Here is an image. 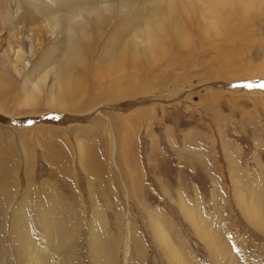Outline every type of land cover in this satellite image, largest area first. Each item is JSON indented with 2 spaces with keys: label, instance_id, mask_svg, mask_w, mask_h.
Segmentation results:
<instances>
[{
  "label": "rangeland",
  "instance_id": "rangeland-1",
  "mask_svg": "<svg viewBox=\"0 0 264 264\" xmlns=\"http://www.w3.org/2000/svg\"><path fill=\"white\" fill-rule=\"evenodd\" d=\"M2 2L17 15L18 0ZM165 2L170 9L143 5L142 25L163 21L156 42H148L153 55L135 31L113 49L124 13L107 12L99 29L86 28L91 39L73 47L80 63L66 57L68 42L57 45L42 32L36 54L32 32L43 24H29L24 11L0 24V44L12 42L13 58L26 56L12 81H0L3 264L22 257L11 236L15 218L27 213L23 227L33 234L41 224L36 204L46 200L63 216L52 235L56 262L173 264L161 239L167 233L190 264H228L227 249L236 264H264V226L251 221L252 210L255 220L261 215L249 202L264 205V0ZM56 47L69 88L56 81L50 93L49 82L36 86V70L54 71L46 60ZM1 67L0 59V74ZM208 230L218 242L209 243ZM96 237L109 247L91 248ZM104 249L107 259L99 258Z\"/></svg>",
  "mask_w": 264,
  "mask_h": 264
},
{
  "label": "bare ground",
  "instance_id": "bare-ground-1",
  "mask_svg": "<svg viewBox=\"0 0 264 264\" xmlns=\"http://www.w3.org/2000/svg\"><path fill=\"white\" fill-rule=\"evenodd\" d=\"M144 2L145 3L151 2L152 8L157 11L162 9V6L164 5L163 3L167 5L168 9L171 8L170 5L167 4V2H165V0H18L19 10L15 13L17 15H12V9H13L12 6L10 4H6V2H4L3 4L2 0H0V24L4 26V22L7 20H10V23L12 21L17 20L18 18H20L21 11H24L28 14L27 16L30 17L27 19L29 24H35L37 20L43 24L42 29H35L32 32L33 34L32 47H34V52L36 54L39 51H41V49L44 47L43 41L46 38L44 36L40 37V34H39V32H42L43 34L47 35L50 39L55 38L56 41H58L56 43L57 45H62L68 42L69 50L64 47L66 57L69 58L71 62L77 61V59H79V63H80L81 59L77 56L78 51L76 49H73V47L75 43H77L80 37H84L87 40L91 39L86 35V28L89 25L91 26L92 23H94L97 29H99V24L107 21V20H104V19H107V14H108L107 12H109L110 14L124 13L123 14L124 16L125 15L128 16V21L127 23L123 24L122 29H121L122 32L118 33L117 35H114V37L116 38H115V41L113 40L114 42L112 41L114 43V46L112 45L113 49L118 47L120 42L124 41V39H127L128 41L130 39L129 35L133 31H135V34L138 35L137 39L139 40V42L141 41V44H143V47L147 48L148 52L151 55H153L151 53L152 49H150L151 44L149 45L148 42H151L153 44L156 42V37L160 36L162 31L164 30L162 26L163 21L158 22L157 20V22H155L156 20H153V18L152 19L148 18L146 25H142L140 20L142 19L144 12H145L144 7H143ZM164 9H166V7ZM167 18H170V17H167ZM159 21H161V19ZM173 23L174 24H171V25H172V28L175 30V32L177 34H182L184 36V34L182 33V31L184 30H181L182 26H180L181 25L180 21L176 20ZM0 32H3L1 27H0ZM140 39H143V40H140ZM60 49L61 47L53 48V50L50 51L47 57V60H46L48 61V65H51L54 61L53 63L54 71L53 72L48 73L49 71H47L46 73H44V70L40 67L38 70H36L38 74H41V76L37 80L36 86L47 85L48 84L47 82H49L50 89L52 91L50 93H53L55 89L56 81H59L61 88H64L65 86L67 87V89L69 88V86H67L66 84L69 76L64 72L65 70L61 66V63L57 61ZM29 52L31 53L32 56L34 55V52H32V48L29 49ZM125 52H126L125 49L122 48L120 55H122L124 58H127L128 57L127 54L129 55V51H127V53ZM14 53H15V48L13 47L12 42H9L8 46L6 47H4L3 44H0V59L2 61L1 70L3 71V73L0 74V81L3 84H5L6 80L12 81L9 75L20 73L19 72L20 69H18V65H19L18 60H21L23 62L26 60V56L24 54L20 55L19 53H18L17 58H13ZM119 63H121V61H119ZM115 65L118 66L116 62H115ZM41 66H43V64ZM84 66L86 67V65ZM30 77L31 76H28V79ZM32 80H29L28 83L32 82ZM59 83L57 82V84ZM68 85H72V84H70L69 82ZM27 89L28 88L26 86L24 90L27 91ZM54 101L52 102V104L55 103L54 105H57V104L60 105V103L58 102L59 101L58 99L55 98ZM4 189L6 191L4 190L5 193L2 192L4 196L2 197L3 200L9 194L8 189L6 188ZM249 202L251 206H253V203H255L256 208L259 214L261 215V219L255 220L256 212L255 210H252V213L250 215L251 221L255 222L257 226H264V205H261L260 202L258 205L257 202H254V200H250ZM52 203L53 201L46 200V201H40L36 204V207L38 209L37 216H36L37 223H41V224L43 223V224H48V225L45 227L41 224L38 225L33 234L30 233L31 232L30 228L25 229V227H23V224H26V226H30V224L28 223L30 216L27 213L24 215L20 214L21 218L19 216L18 217L19 219L15 218L13 228L11 226V232H12L11 236L13 235V237H15V239H13V243L20 242V245H21L22 257L20 259V264H56V263L58 264L59 262H61V264H67L65 260L63 259L59 260V262H56L57 260L55 261L58 254L57 252H54L53 249L57 250L59 249V247L52 245L53 244L52 235H54L55 233L54 229L57 224L56 221L61 218L62 214L60 213L61 216L58 215L56 212H54L49 207L48 204H52ZM51 210L53 211V213H51ZM182 210L184 211L185 209H182ZM202 224L205 225L204 220H202ZM5 225H6L5 222L0 223V257L3 256V254L1 253H4L2 252V249L4 245V236L6 234ZM2 226L4 227V229L2 228ZM199 227L202 229L201 225H199ZM91 228H92V231H95L96 226L91 227ZM128 229L130 233H132V228H131L130 223L128 225ZM159 230L163 234L164 232L163 229L159 227ZM202 231H204V233L201 236L202 237L205 236L206 238L207 230L206 231L202 230ZM208 231H209V234L212 235V239L211 241H209V243L214 242V240L217 241V239L215 238V232H212L210 230ZM93 234L97 235V232H93ZM158 234L160 235L159 231H158ZM165 235L166 236L164 237V234H163V237H161V239L164 245L166 246L165 248L170 252L173 264H190V261L188 260L187 256L183 254L181 251H179L178 249L175 250L174 243L170 241L169 239L170 237L168 236L167 233H165ZM105 242L102 243L101 239L97 238V240L93 242V245L91 248H96L101 243L103 247L108 248L109 246ZM222 245H224V242L220 246L222 247ZM218 247L215 248L214 250L219 251ZM212 249H213V246H212ZM224 252L225 253L222 255H225L226 258L228 256L230 257L228 260L229 262L228 264H236L235 262L237 261H235L236 259H234L236 257H234L235 255L232 252H230V249H227ZM11 255L13 256L14 254L12 253ZM107 256H108V252H106L105 249L102 254L99 253V258L101 259H107ZM68 259L70 258L68 257ZM0 262L3 264V260H1V258H0Z\"/></svg>",
  "mask_w": 264,
  "mask_h": 264
},
{
  "label": "snow or ice",
  "instance_id": "snow-or-ice-1",
  "mask_svg": "<svg viewBox=\"0 0 264 264\" xmlns=\"http://www.w3.org/2000/svg\"><path fill=\"white\" fill-rule=\"evenodd\" d=\"M261 87H264V85H261Z\"/></svg>",
  "mask_w": 264,
  "mask_h": 264
}]
</instances>
